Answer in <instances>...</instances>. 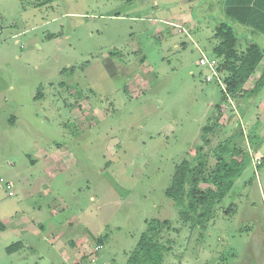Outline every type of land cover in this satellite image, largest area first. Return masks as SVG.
<instances>
[{
	"label": "rangeland",
	"instance_id": "1",
	"mask_svg": "<svg viewBox=\"0 0 264 264\" xmlns=\"http://www.w3.org/2000/svg\"><path fill=\"white\" fill-rule=\"evenodd\" d=\"M223 1L0 0V264H76L82 236L125 264L152 218L169 222L162 264H264V87L230 98L198 63L221 22L239 51L264 35ZM223 147L241 171L201 228L165 190Z\"/></svg>",
	"mask_w": 264,
	"mask_h": 264
},
{
	"label": "trees",
	"instance_id": "2",
	"mask_svg": "<svg viewBox=\"0 0 264 264\" xmlns=\"http://www.w3.org/2000/svg\"><path fill=\"white\" fill-rule=\"evenodd\" d=\"M223 11L226 16L248 27L252 34L264 35V0H224ZM214 36L219 39L213 53L218 59L217 70L223 74L224 94L241 99L247 92H259L264 87V68L251 89H244V84L262 60L264 48L258 42L246 41L245 49L239 51L236 47L238 36L224 22L215 27ZM220 153L216 154L217 161L211 172L206 171V155L201 151L193 161L182 160L176 165L171 183L165 190L166 196L181 207V218L194 220L201 228L214 218L215 207L227 195L241 171L242 160L234 158V154L226 160L225 147ZM200 183L206 184L205 188H201ZM5 227L0 221V230ZM168 228V220L150 219L125 264H162L166 247L158 239Z\"/></svg>",
	"mask_w": 264,
	"mask_h": 264
},
{
	"label": "built area",
	"instance_id": "3",
	"mask_svg": "<svg viewBox=\"0 0 264 264\" xmlns=\"http://www.w3.org/2000/svg\"><path fill=\"white\" fill-rule=\"evenodd\" d=\"M198 63L206 68L209 73L205 76L206 81H212L213 79H219L220 72L217 70L218 66V59L213 56V57H208L205 55H201V57L198 60ZM3 180V179H0ZM11 184L6 183V188H10ZM12 192L9 191L8 195H11ZM103 249V244L101 243H95L92 245L91 250L86 258V260H79L76 264H97L98 260V254L101 253ZM100 264H107L106 262H101Z\"/></svg>",
	"mask_w": 264,
	"mask_h": 264
},
{
	"label": "crops",
	"instance_id": "4",
	"mask_svg": "<svg viewBox=\"0 0 264 264\" xmlns=\"http://www.w3.org/2000/svg\"><path fill=\"white\" fill-rule=\"evenodd\" d=\"M250 31V30H249ZM251 33V32H250ZM252 34V33H251ZM244 89H247V88H245V84H244ZM10 122H13V124L16 122V119H15V116L13 115L12 116V119H10ZM49 189L48 188H46V189H44L43 190V193H45V192H47ZM11 216H13V215H11ZM25 215H20V214H16V218L15 217H13V218H15V219H13L12 217H11V219H12V223H13V226H12V228H14L15 230H18L20 227V223L22 222V223H25V221L23 222V219L24 218H26V217H24ZM10 219V220H11ZM3 222V221H2ZM4 224H5V226H6V222H4ZM7 227V226H6ZM29 227H30V229H32L33 228V226H31V225H29ZM32 230H34V229H32ZM77 240V239H76ZM76 240H72L71 239V243H72V245L74 246V248H75V250H76V254H77V256H78V258L80 257V260L81 259H84V260H86V258H87V253L89 252V251H87L88 250V247H89V245H87L86 244V242H88V239L86 238V237H84V236H82L81 238H80V240H78V241H76ZM92 246L90 245V247H89V249L91 248ZM101 262H106L104 259H102L101 261H100V259H99V257H98V260H97V264H100ZM114 264H118L117 262H115Z\"/></svg>",
	"mask_w": 264,
	"mask_h": 264
}]
</instances>
